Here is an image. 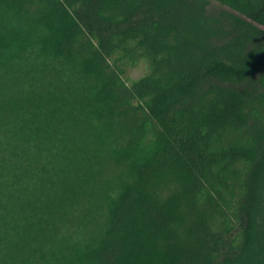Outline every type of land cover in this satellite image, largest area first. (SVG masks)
Here are the masks:
<instances>
[{"label": "trees", "instance_id": "1", "mask_svg": "<svg viewBox=\"0 0 264 264\" xmlns=\"http://www.w3.org/2000/svg\"><path fill=\"white\" fill-rule=\"evenodd\" d=\"M0 264H264V0H0Z\"/></svg>", "mask_w": 264, "mask_h": 264}, {"label": "rangeland", "instance_id": "2", "mask_svg": "<svg viewBox=\"0 0 264 264\" xmlns=\"http://www.w3.org/2000/svg\"><path fill=\"white\" fill-rule=\"evenodd\" d=\"M147 68H148V63L146 59H142L137 66L131 70V72L128 74L127 76V83L131 84L133 82H135L136 80H138L139 78L143 77L146 72H147Z\"/></svg>", "mask_w": 264, "mask_h": 264}]
</instances>
